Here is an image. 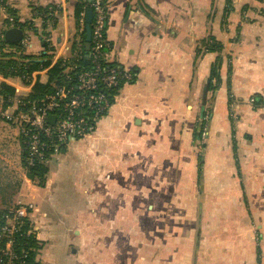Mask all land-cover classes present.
I'll return each mask as SVG.
<instances>
[{
  "label": "crops",
  "instance_id": "crops-1",
  "mask_svg": "<svg viewBox=\"0 0 264 264\" xmlns=\"http://www.w3.org/2000/svg\"><path fill=\"white\" fill-rule=\"evenodd\" d=\"M4 1L1 32L33 25L25 54L46 35L48 53L70 54L76 0ZM106 12L107 61L131 81L93 132L49 158L41 186L2 113L47 72L28 84L0 74L15 89L6 105L0 95V140H19L0 163V210L32 204L41 264H264V0H107Z\"/></svg>",
  "mask_w": 264,
  "mask_h": 264
},
{
  "label": "built area",
  "instance_id": "built-area-1",
  "mask_svg": "<svg viewBox=\"0 0 264 264\" xmlns=\"http://www.w3.org/2000/svg\"><path fill=\"white\" fill-rule=\"evenodd\" d=\"M91 6V66L85 68L77 63L85 42L84 11L79 15L78 30L68 50L70 54L56 57L50 53L51 63L57 59L64 61L65 73L79 68L75 76L66 74L63 83L56 86L53 92L38 100L19 103L10 113H2L7 121L19 124L20 137L24 143L25 169L37 162L46 164L51 156L59 154L69 142L93 132L113 104V89L131 81V73L126 68L117 64L103 65L107 61L108 47L105 39L107 5L103 4V0H92ZM27 38L24 32L20 42L24 47L29 45ZM43 40L49 49L53 46L50 35L43 37ZM46 53V50H42V54ZM36 72L31 73V78ZM50 115L55 116L53 122L48 120ZM32 207L30 203L19 201L0 215V264H26L27 253L15 248V235L26 225ZM27 233L33 235L30 222Z\"/></svg>",
  "mask_w": 264,
  "mask_h": 264
},
{
  "label": "trees",
  "instance_id": "trees-1",
  "mask_svg": "<svg viewBox=\"0 0 264 264\" xmlns=\"http://www.w3.org/2000/svg\"><path fill=\"white\" fill-rule=\"evenodd\" d=\"M3 1V0H2ZM103 4L107 5V0H103ZM46 6H37L33 7L36 12L39 13V11H42L43 8ZM87 8H91V2H88L87 0H76L73 5L70 7L69 10V20L72 25V32L75 34V32L78 30V20L79 15L81 12H84ZM7 12L10 15H15L14 11L7 7ZM51 19L52 17H49ZM46 20V19H45ZM7 21V20H6ZM7 23V22H6ZM8 25H13L20 27L23 30L30 29L33 30V25L29 22H19L16 18H14V22ZM208 41V44L206 45L207 50L209 51H221L223 48L222 44L217 41L214 37L209 36L206 40ZM9 45L16 47V49H20V43L18 44H8L3 40L2 32H1V39H0V50L3 46ZM109 46L107 47L108 50ZM3 49V48H2ZM90 49H91V42H90V48L88 53L84 50V46L81 48V51L79 53V59H78V65L81 67L88 68L91 66V57H90ZM44 50L47 51L46 54H40L39 56H34L32 54H23L19 58L13 57V55L3 54L0 53V74L4 77L8 76H17L22 81L29 83L31 79V73L35 70H42L47 69V81L46 82H40L39 80H36L32 86L31 90L28 94V96L25 98V101H34L38 100L39 98L43 97V95L53 92L54 88L58 85H61L63 82V79L65 78L66 74H70L72 77L75 76V73L79 70V68L75 69L72 72L65 73L64 68L65 65L63 64L64 61L62 59H57L54 63H51V54L48 53L50 50L47 46V43L44 45ZM215 61V74L217 73L216 69L218 67V61ZM114 62L105 61L103 65H114ZM132 76V74H131ZM119 88L113 89V94L118 91ZM14 87L11 85L0 82V95H4V103L5 105L7 102H5V99L7 97H11L14 94ZM22 149L24 147V143H21ZM22 157H24V150L22 152ZM24 164V163H23ZM25 165V164H24ZM47 166L43 163H34L33 166H30L26 169L27 176L31 180H35L38 185H43L45 182V176L47 174ZM6 212V210H0V215ZM26 225L21 227L19 231L16 232L15 235V248L17 250H24L27 253L26 257V264H41L37 259V250L39 249V241L36 239L34 233L28 234V220L25 221Z\"/></svg>",
  "mask_w": 264,
  "mask_h": 264
},
{
  "label": "rangeland",
  "instance_id": "rangeland-1",
  "mask_svg": "<svg viewBox=\"0 0 264 264\" xmlns=\"http://www.w3.org/2000/svg\"><path fill=\"white\" fill-rule=\"evenodd\" d=\"M6 2L3 0H0V17L2 16V13H6ZM0 21H1V19H0ZM7 22V23H6ZM9 22H10V24L12 23V19H10V20H8V21H5V23L3 22V24H2V28H4V26L6 25V24H9ZM1 24V23H0ZM7 26V25H6ZM2 31V30H1ZM1 31H0V39H1ZM3 48V49H2ZM1 48V50H0V53L2 52L3 54H8V55H13V57H15V58H19L20 56H22L23 54H25V51H26V48L27 47H24L23 46V44H21L20 45V49H16V47H13V46H9V45H5V46H3ZM118 65V64H117ZM42 70H44V69H42ZM43 79H45L46 78V76H44L43 75V77H42ZM22 81V80H21ZM47 81V79L45 80V82ZM23 83L24 84H28V83H26V82H24L23 81ZM23 91V90H22ZM18 93H21V90L19 89V92ZM29 94V93H28ZM28 94L27 95H23V96H20V98L18 99V100H16L17 101V104H19V103H25L26 101H25V98L28 96ZM18 107V106H17ZM10 113V112H9ZM8 122V126L10 125H13L17 130H18V132L20 133V128H19V124H15L16 122H14V121H7ZM7 126V125H6ZM7 126V127H8ZM8 135H9V133H7ZM13 135V134H12ZM18 135V134H17ZM16 135H13V137L10 139V140H8L7 139V141H10V142H7V144L6 143H4V141H1L0 140V163L2 164L3 163V156H4V150H5V148H6V145H7V148L8 149H6L7 151H6V156L8 157L7 159L8 160H12V162H14V160L16 159L15 158V154H13V152L11 151V148H13L14 147V144H17L18 143V141H19V143H20V146H21V153L23 152V149H22V145H21V143H22V139H21V137H19V140H17V142L15 141V142H13V138L15 137ZM5 145V146H4ZM17 145H19V144H17ZM17 145H15L16 147H17ZM17 154H19V149H18V153ZM21 160H22V164L24 163V158L21 156ZM51 164L53 165V164H55V162L54 161H52L51 162ZM48 165V161H46V166ZM47 168H48V166H47ZM23 169L26 171V169H25V166H24V164H23ZM7 172V171H6ZM26 174H27V172H26ZM5 176L4 175H0V178H4ZM11 181H13V179H12V176H11ZM33 181V180H32ZM33 182H35V180L33 181ZM36 183V182H35ZM0 185H4V183L3 182H0ZM11 186L13 185V186H15V185H17V183L16 182H11V184H10ZM35 185H37V186H41V185H38V183H36ZM7 192H9V188H8V190H7ZM0 200H4L3 198H1ZM11 201H13V198H11ZM2 208V205H1V202H0V209ZM7 209H9L8 207H6ZM7 209H5V210H7ZM2 210H4V209H2ZM33 233H34V229H33ZM35 235V234H34Z\"/></svg>",
  "mask_w": 264,
  "mask_h": 264
},
{
  "label": "water",
  "instance_id": "water-1",
  "mask_svg": "<svg viewBox=\"0 0 264 264\" xmlns=\"http://www.w3.org/2000/svg\"><path fill=\"white\" fill-rule=\"evenodd\" d=\"M91 2L92 0H87ZM93 18V12L91 8H87L85 10V24H84V34H85V42H84V50L88 53L90 48V38H91V21ZM3 40L8 44H18L24 37V31L20 27L17 26H8L2 32ZM204 107H201V116L203 114ZM55 116L50 115L48 120L53 122Z\"/></svg>",
  "mask_w": 264,
  "mask_h": 264
}]
</instances>
